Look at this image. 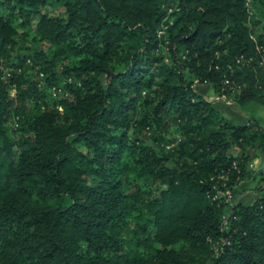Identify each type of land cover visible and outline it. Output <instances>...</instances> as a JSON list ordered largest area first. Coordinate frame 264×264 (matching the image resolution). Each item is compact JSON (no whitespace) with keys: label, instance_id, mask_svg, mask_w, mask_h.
I'll return each instance as SVG.
<instances>
[{"label":"trees","instance_id":"16d2710c","mask_svg":"<svg viewBox=\"0 0 264 264\" xmlns=\"http://www.w3.org/2000/svg\"><path fill=\"white\" fill-rule=\"evenodd\" d=\"M261 4L0 0V264H264Z\"/></svg>","mask_w":264,"mask_h":264},{"label":"rangeland","instance_id":"374dc122","mask_svg":"<svg viewBox=\"0 0 264 264\" xmlns=\"http://www.w3.org/2000/svg\"><path fill=\"white\" fill-rule=\"evenodd\" d=\"M47 11H50L52 14H58L62 8L59 7H47ZM38 17L32 18L28 21L26 26H21L19 31L20 33H24L27 35V39L24 40L23 38H19L20 46H25L28 42L30 43L37 33V26H38ZM17 25H20V21H16ZM264 31V30H263ZM261 32V31H260ZM162 35H165V32H161ZM28 45V44H27ZM169 41L167 38L163 37L161 41V47L158 50V53L164 54L166 56L170 55V46ZM55 48V47H53ZM51 54L52 50H48ZM65 58V57H63ZM67 59H63L60 62L61 65H65ZM62 67V66H60ZM195 86L198 91H201L205 97L209 100L214 101L215 106L222 112L224 115L223 117L228 120H232L235 122H244L246 118L239 112L235 105L234 98H227L225 95H219L216 90L214 89L213 85L208 83H200L198 79L195 81ZM256 108V115L259 116L261 121H263L264 125V106L262 105H255ZM253 109V106L252 108ZM249 110L250 113H253V110ZM250 168L254 173L250 179L242 180L236 185L235 190H226L221 191L220 194L224 197L226 203H230L231 205L236 204L238 202L241 203H252L254 200L259 197L262 193V189H264V153L257 148H253L250 150ZM136 243L131 242L129 248L132 252L138 253L136 250Z\"/></svg>","mask_w":264,"mask_h":264},{"label":"clouds","instance_id":"9594fccd","mask_svg":"<svg viewBox=\"0 0 264 264\" xmlns=\"http://www.w3.org/2000/svg\"><path fill=\"white\" fill-rule=\"evenodd\" d=\"M254 2H255V0H242L243 7L240 9L241 12H243L244 8H247V9H249V14H250ZM258 18L261 20H264V4H261V6L259 8Z\"/></svg>","mask_w":264,"mask_h":264}]
</instances>
